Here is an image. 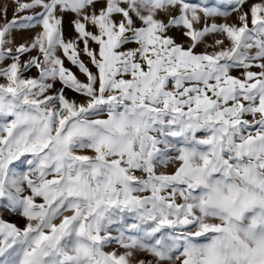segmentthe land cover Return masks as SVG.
Here are the masks:
<instances>
[{
    "label": "snow or ice",
    "instance_id": "1",
    "mask_svg": "<svg viewBox=\"0 0 264 264\" xmlns=\"http://www.w3.org/2000/svg\"><path fill=\"white\" fill-rule=\"evenodd\" d=\"M0 264H264V0H0Z\"/></svg>",
    "mask_w": 264,
    "mask_h": 264
}]
</instances>
